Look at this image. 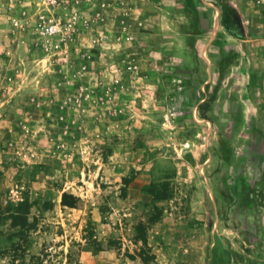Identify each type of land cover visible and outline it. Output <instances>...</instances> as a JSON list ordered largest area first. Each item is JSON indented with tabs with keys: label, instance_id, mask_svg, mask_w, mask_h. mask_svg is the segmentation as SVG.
<instances>
[{
	"label": "rangeland",
	"instance_id": "374dc122",
	"mask_svg": "<svg viewBox=\"0 0 264 264\" xmlns=\"http://www.w3.org/2000/svg\"><path fill=\"white\" fill-rule=\"evenodd\" d=\"M41 8L0 0V264H264V0H64L54 56Z\"/></svg>",
	"mask_w": 264,
	"mask_h": 264
},
{
	"label": "built area",
	"instance_id": "2783aa9c",
	"mask_svg": "<svg viewBox=\"0 0 264 264\" xmlns=\"http://www.w3.org/2000/svg\"><path fill=\"white\" fill-rule=\"evenodd\" d=\"M63 2L64 0H41L40 10L32 16L23 13L21 19H13V27L20 31L32 29L42 50L54 56L68 48L75 28V15L63 18L58 12Z\"/></svg>",
	"mask_w": 264,
	"mask_h": 264
},
{
	"label": "crops",
	"instance_id": "0c3cea01",
	"mask_svg": "<svg viewBox=\"0 0 264 264\" xmlns=\"http://www.w3.org/2000/svg\"><path fill=\"white\" fill-rule=\"evenodd\" d=\"M157 13H158V12L155 13V15H154L155 17H157ZM159 14H160V13H159ZM183 52H185V50H183ZM205 54H206V52H205ZM201 59H203V58L201 57ZM204 63L208 65V63H207L206 61H204ZM209 75H210V74H209Z\"/></svg>",
	"mask_w": 264,
	"mask_h": 264
}]
</instances>
